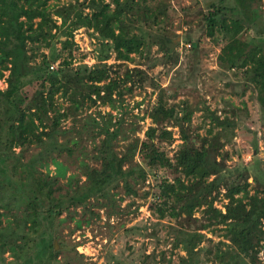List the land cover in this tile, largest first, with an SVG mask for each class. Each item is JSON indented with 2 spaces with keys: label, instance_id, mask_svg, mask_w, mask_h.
I'll list each match as a JSON object with an SVG mask.
<instances>
[{
  "label": "trees",
  "instance_id": "16d2710c",
  "mask_svg": "<svg viewBox=\"0 0 264 264\" xmlns=\"http://www.w3.org/2000/svg\"><path fill=\"white\" fill-rule=\"evenodd\" d=\"M224 1L207 3L202 27L212 39L220 36L226 40L218 54L220 65L241 69L243 78L256 87L258 98L264 101V45H252L239 36L246 27L243 16L233 17L232 7ZM245 10L243 7L239 11ZM166 17L164 3L153 6L147 0H0V79L6 83L0 88V264H51L60 253L54 243L59 236L55 223L67 219L59 218L64 211L74 219L77 207L86 211L90 210L86 207L90 198L111 199V189L121 182L128 193H135L131 181L144 179L147 169L161 166L179 174L180 167L190 181L184 183L176 176L172 183L163 180L159 186V198H173L171 214L175 218L182 214L192 218L194 206L206 202L218 188V177L232 176L207 160L203 136L185 128L191 120L192 105L182 101L167 107L159 98L149 113L156 125L148 127L144 140L135 138L120 154L114 142L120 121L113 126L111 114L102 123L92 118L91 124L99 126L97 133L102 135L93 152L99 166L81 161L85 185L79 184L73 173L60 183L64 166L56 155L65 149L72 152L68 144L71 140H59L67 133L62 122L70 116L76 120L79 110L97 101L112 107L118 101L121 106L124 93L131 92L136 83L141 86L140 69L126 67L122 75L112 76V65L106 60L114 52L117 60L134 61L132 54L143 57L153 44L172 52L174 38L163 26ZM80 27L91 29L98 40L96 60L91 65H73L74 31ZM187 39L191 40L189 36ZM57 42L66 55L54 69L50 66L57 56L51 59L44 50L53 49ZM164 122L178 127L181 136L176 168L154 141L173 139L170 129L159 127ZM239 126L250 130L242 121ZM74 131L82 137L81 129ZM72 142L75 145L79 141ZM32 144L40 149L23 160ZM15 148L20 149L16 152ZM137 152L147 164L136 162L125 168ZM50 163L55 165L54 174L50 173ZM210 175L214 179L207 181ZM240 176L225 185L224 211L215 207L212 199L207 201L205 212L209 215L201 227L213 226V232L219 228L229 242L218 241L214 252L208 247L205 250L213 254L212 261L221 264H263L259 252L264 234V188H254L251 193L249 182H241ZM65 187L66 192H62ZM81 222L76 219L74 228H80ZM203 237L184 228L176 231L174 244L181 243L186 252L180 264L197 263L196 246Z\"/></svg>",
  "mask_w": 264,
  "mask_h": 264
},
{
  "label": "rangeland",
  "instance_id": "374dc122",
  "mask_svg": "<svg viewBox=\"0 0 264 264\" xmlns=\"http://www.w3.org/2000/svg\"><path fill=\"white\" fill-rule=\"evenodd\" d=\"M210 1L217 0H147L153 6L159 3L166 6L167 19L163 26L166 34L174 38L172 52L160 50L153 44L149 50L144 51L143 57L132 54L134 61L117 60L115 53L111 54L106 63L112 65V76L122 75L126 67H137L143 73L142 84L139 86L136 83L131 92L124 93L121 106L118 101L114 107L97 101L95 105L79 110L76 120L70 116L62 122L61 126L67 133L59 136V140H71L68 144L72 152L68 153V149H65L61 155L55 154L64 166L65 176H59L60 183L64 184L73 173L77 175L74 179H80L79 184L85 185L81 161L99 166L93 152L94 145L102 135L97 133L99 126L91 124L92 118L102 123L111 114L113 126L120 121V131L114 141L115 149L120 154L135 138L144 140L148 127L156 125L149 113L161 98L167 107L182 101L192 105L191 120L185 124V128L191 134L203 136L208 147L209 162H215L216 168L223 169L224 173H232L231 177L225 179L218 177V188L212 190L207 201L212 199L213 205L224 211L223 206L227 202L223 195L225 185L237 175H241V182H249L251 193L254 188H264V101L258 98L256 87L243 78L241 69L220 65L218 54L226 40L220 36L212 39L202 27L203 14ZM224 2L232 7L233 17L243 16L246 27L239 36L251 41L252 45L263 46L264 0ZM245 2L248 4L245 5ZM243 7L246 8L245 13L239 11ZM73 40V65L80 62L93 64L98 40L92 30L87 27L78 28L74 31ZM44 51L51 59L57 56L51 63L54 69L66 55L61 52L58 42L53 49ZM4 73L7 74V71ZM5 87L6 83L1 78L0 88ZM240 121L250 126V130L240 127ZM70 127L81 129L82 137L79 138L74 128ZM159 127L172 131L171 141L157 138L154 141L159 150L171 160L172 167L176 168L175 155L182 143L179 129L171 122H164ZM74 140L79 142L74 145ZM19 149L15 148V151ZM39 149L38 145H30L24 152L23 160ZM136 162L147 164V160L142 159L137 152L124 167ZM244 167L248 169L244 170ZM49 169L51 174L56 173L54 164L50 163ZM177 169L179 174L161 166L152 171L147 169L144 179L138 177L136 182L131 181L135 193H128L121 182L111 189V199L90 198L86 206L90 210L86 211L82 206L77 207L74 219H69L68 212L64 211L59 218L67 219L61 224L55 223V232L59 236L54 239V243L60 253L51 264H180V257L185 256L186 252L181 243L175 245L174 242L176 231L182 228L204 235L196 246V264H221L212 261L213 254L205 248L214 252L218 241H229L222 236L219 228L213 232L210 230L213 226L201 227L207 221L206 215H209L205 212L207 201L194 206L192 218H184V214L175 218L171 214L174 210L173 198L157 196L162 191L159 186L163 180L172 183L176 176H180L184 183L190 184L180 167ZM207 179L211 181L214 176L210 175ZM66 190L67 187L61 189L62 192ZM76 219H82L80 228H74ZM5 255L11 259L8 252Z\"/></svg>",
  "mask_w": 264,
  "mask_h": 264
},
{
  "label": "built area",
  "instance_id": "2783aa9c",
  "mask_svg": "<svg viewBox=\"0 0 264 264\" xmlns=\"http://www.w3.org/2000/svg\"><path fill=\"white\" fill-rule=\"evenodd\" d=\"M50 68H54V66L51 65ZM263 229H264V227H263ZM261 243H262V247H261L260 252H259V259L264 264V234L262 236Z\"/></svg>",
  "mask_w": 264,
  "mask_h": 264
},
{
  "label": "water",
  "instance_id": "95a60500",
  "mask_svg": "<svg viewBox=\"0 0 264 264\" xmlns=\"http://www.w3.org/2000/svg\"><path fill=\"white\" fill-rule=\"evenodd\" d=\"M55 246H56V243H55Z\"/></svg>",
  "mask_w": 264,
  "mask_h": 264
}]
</instances>
